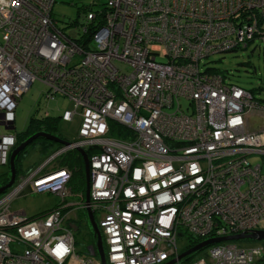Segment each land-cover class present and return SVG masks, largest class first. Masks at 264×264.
I'll use <instances>...</instances> for the list:
<instances>
[{"label": "built area", "instance_id": "2783aa9c", "mask_svg": "<svg viewBox=\"0 0 264 264\" xmlns=\"http://www.w3.org/2000/svg\"><path fill=\"white\" fill-rule=\"evenodd\" d=\"M55 4L0 0V167L10 165L16 109L36 82L47 101L68 99L61 118L78 124L0 195V264H103L96 238L86 253L76 249V212L87 208L100 217L106 264L264 257L263 247L232 240L180 258L207 241L264 230V167L252 162L264 158V125L250 124L254 114L264 120V99L202 65L264 44V0H107L69 26L77 36L58 27ZM112 122L127 132L112 136ZM73 150L89 160V204L58 165ZM28 194L59 203L38 217L12 211Z\"/></svg>", "mask_w": 264, "mask_h": 264}, {"label": "rangeland", "instance_id": "374dc122", "mask_svg": "<svg viewBox=\"0 0 264 264\" xmlns=\"http://www.w3.org/2000/svg\"><path fill=\"white\" fill-rule=\"evenodd\" d=\"M106 1L107 0H56L53 17L54 20L57 21L59 28L64 29L69 35L77 36L79 35V31L75 28L72 29L69 27L70 24L76 22L80 24L82 22L81 15L82 13H85L84 10H89L90 8H93L94 11L102 10L105 6L104 4H106ZM92 45H96L95 42ZM256 45L258 46L255 48V50H253L255 46L252 45L245 50H239L238 52H232L226 55L214 56L208 61H203L202 65L210 62L209 65L211 67L217 68L229 76V79H227L228 82H231L247 90H251L255 93L256 97L264 99V44L260 43ZM46 92L47 89L45 85L40 82H36L32 88L22 96L15 113L16 132H22L27 128L31 115L37 110L45 111L46 109L47 111V108H45L46 97L44 96ZM48 106L50 113H48L46 117L62 116L66 110L72 109V103H70L68 99L58 96H56L54 100H48ZM250 124L252 125L251 128L256 130L264 125V120L262 116L254 114L250 118ZM60 128L66 137L72 138L76 134L78 124L71 125L62 120ZM5 133H7V131L3 128H0V134ZM53 137H56L59 140L61 139L57 136ZM18 147L15 146L14 150H16ZM52 152L53 151L51 150L50 154ZM22 154V171L37 169L50 155L44 156L42 151V143L40 140L34 141L20 155ZM252 162L255 164H262L264 167V158L262 156H255ZM6 172H10L11 174L10 165L6 168L0 167V176L4 175ZM19 174H22V172L20 171ZM19 174L17 173V175ZM72 200L74 202L78 201L75 199ZM58 203V197L52 194H28L16 199L12 203L11 209L12 211L25 210L27 214L32 217L46 210L54 208L56 205H58ZM76 214L79 219V221L76 220L77 228H73L76 239V249L78 253H86L88 246L92 244L91 227H87V212L78 211ZM95 217L97 222H99V215L97 214ZM261 228H264V221L261 224ZM239 243L244 247L258 246L264 248V241L240 240ZM186 246L187 239L183 238L179 242V247L183 249ZM263 258V256L260 257L254 264H264Z\"/></svg>", "mask_w": 264, "mask_h": 264}, {"label": "trees", "instance_id": "16d2710c", "mask_svg": "<svg viewBox=\"0 0 264 264\" xmlns=\"http://www.w3.org/2000/svg\"><path fill=\"white\" fill-rule=\"evenodd\" d=\"M70 26H75V23H71ZM255 50V49H253ZM214 68V67H212ZM215 71H218L219 73H222L224 75V77H226V79H229L228 75L224 72H222L221 70H218L217 68H214ZM230 84H233L231 82H229ZM235 85V84H233ZM238 86V85H237ZM45 108H47V111L45 109L42 111L37 110L35 113H33L29 119L28 122V126L27 128L22 131V132H16V138H17V146L21 145L23 142H25L26 140H28L30 137L34 136L35 134L38 133H46L49 135H53V136H57L61 139H65L66 136L63 134L60 125L62 123L61 120V116H51V117H46V113L49 112L48 109V101L45 98ZM111 134L112 136L116 137L118 135V137H120L121 135H124L127 131L124 127L112 122L111 123ZM115 129V131H114ZM41 141L42 143V151L45 155H49L50 151L54 150L53 148L55 147H59V145H57V143L50 141V140H45V139H38ZM48 141V142H47ZM51 145H50V143ZM54 143V144H53ZM49 144V146H48ZM53 147V148H52ZM49 150V152H48ZM89 150L88 154H91V152L93 151ZM22 155L18 156L16 158V171H18L17 173L19 174L20 171H22L21 169V163H22ZM46 156V157H47ZM45 159V158H44ZM18 161V162H17ZM80 162V163H79ZM79 163V165H78ZM58 165L60 167L63 168H68L72 171L73 174V179L71 182V188L73 191L76 192H81V193H85V189H86V174H85V166H84V161L83 158L81 156V154H79L78 151H70L68 152L65 156H63L59 161H58ZM19 169V170H18ZM10 173L6 172L4 175L0 176V187L6 186L8 184V182L10 181V177L9 176ZM51 209L46 210L40 214L37 215L41 216L44 215L46 213H48ZM87 227H91L88 219H87ZM195 242H191V244H194ZM192 246V245H191ZM264 260V258H263Z\"/></svg>", "mask_w": 264, "mask_h": 264}, {"label": "water", "instance_id": "95a60500", "mask_svg": "<svg viewBox=\"0 0 264 264\" xmlns=\"http://www.w3.org/2000/svg\"><path fill=\"white\" fill-rule=\"evenodd\" d=\"M38 139H46V140H50L53 142H58L61 143L62 141L51 136V135H47L44 133H40V134H36L32 137H30L27 141L23 142L16 150H14L11 154L10 157V167H11V181L10 183L3 187L0 188V195L5 193V191L11 187L15 181V177H16V158L28 147L30 146L34 141L38 140ZM80 154L83 157L84 160V166H85V174H86V201L87 204L90 203V164H89V160L87 157V154L84 150H79ZM56 173V172H55ZM87 216L89 219V223L91 225V229L92 232L94 234V237L97 239L96 241V248L98 249L99 255L101 257L102 263L106 264V258H105V252H104V248H103V243H102V238H101V233L98 227V224L95 220L93 211L90 208H87ZM239 241V240H253V241H264V230H257L254 231L252 234L249 235H237V236H233V237H228V238H223V239H219V240H214V241H207L205 243H202L200 246L194 248L193 250L189 251L188 253L182 255L180 258H183L187 255H189L192 252H197L200 251L202 249H204L205 247L211 245L213 242H222V241ZM176 261H171L168 264H174Z\"/></svg>", "mask_w": 264, "mask_h": 264}, {"label": "bare ground", "instance_id": "6f19581e", "mask_svg": "<svg viewBox=\"0 0 264 264\" xmlns=\"http://www.w3.org/2000/svg\"><path fill=\"white\" fill-rule=\"evenodd\" d=\"M4 90H6V89H4ZM13 91H17L16 89H12ZM0 95H1V92H0ZM114 131H115V129H114ZM118 136V135H117ZM116 136V137H117ZM46 140V139H45ZM48 142V141H47ZM50 143V142H49ZM54 144V143H53ZM50 145H51V143H50ZM57 145H59V144H57ZM48 146H49V144H48ZM53 148V147H52ZM48 152H49V150H48ZM18 162V161H17ZM80 163V162H79ZM79 163H78V165H79ZM16 168V167H15ZM35 169V168H34ZM19 170V169H18ZM16 172H18V171H16ZM10 173V172H9ZM11 175V174H10ZM9 175V176H10ZM10 179V178H9Z\"/></svg>", "mask_w": 264, "mask_h": 264}, {"label": "flooded vegetation", "instance_id": "af4514ba", "mask_svg": "<svg viewBox=\"0 0 264 264\" xmlns=\"http://www.w3.org/2000/svg\"><path fill=\"white\" fill-rule=\"evenodd\" d=\"M91 238H92V244H90V245H93V243L95 242V237H94V234L92 233V230H91Z\"/></svg>", "mask_w": 264, "mask_h": 264}, {"label": "clouds", "instance_id": "9594fccd", "mask_svg": "<svg viewBox=\"0 0 264 264\" xmlns=\"http://www.w3.org/2000/svg\"><path fill=\"white\" fill-rule=\"evenodd\" d=\"M255 49V48H254Z\"/></svg>", "mask_w": 264, "mask_h": 264}]
</instances>
